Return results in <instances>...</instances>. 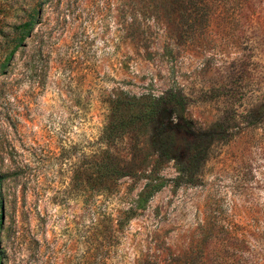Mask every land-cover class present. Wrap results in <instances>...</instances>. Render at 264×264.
I'll return each mask as SVG.
<instances>
[{
    "label": "rangeland",
    "instance_id": "rangeland-1",
    "mask_svg": "<svg viewBox=\"0 0 264 264\" xmlns=\"http://www.w3.org/2000/svg\"><path fill=\"white\" fill-rule=\"evenodd\" d=\"M249 3L205 23L207 0H0V264H264V0ZM169 92L232 135L192 170L176 112L105 130ZM105 148L128 176L82 182ZM147 177L166 180L152 197Z\"/></svg>",
    "mask_w": 264,
    "mask_h": 264
},
{
    "label": "trees",
    "instance_id": "trees-1",
    "mask_svg": "<svg viewBox=\"0 0 264 264\" xmlns=\"http://www.w3.org/2000/svg\"><path fill=\"white\" fill-rule=\"evenodd\" d=\"M219 2L224 3V5H226L228 2H231L232 4H234L236 11L239 13L244 11H250L249 0H207V7L210 11L208 12V17L205 23H209L211 20L210 18L214 17L215 11L213 10V8H217ZM37 19L38 16L31 13L28 16L27 20L16 28L17 33H15V43H17V41L19 43L24 42L25 38L29 36L30 29L32 28L33 24ZM189 101L190 100L186 96L169 92L162 96L153 98L147 108L141 110L140 112L134 111L133 113H130V115L122 114L119 119H114L113 122L109 123L108 126L105 127V130L108 132H110L111 130L115 132H125L132 125H137L140 123L149 124L150 122V124H152V121L160 117V115H162L164 111L170 110L176 112L179 115V120L183 123L185 122L186 124V133L195 135L198 141V143L196 144L197 146L192 147L188 151L186 161L184 163L185 170H192L197 165H201L207 160V157L210 153V149L216 141H227L232 135H229L228 133H225L222 130H204L197 127L194 123L189 122L185 116V109ZM161 133L163 134V132ZM161 133H158V136L161 137L160 141H153V144L158 152L159 163H167L173 160L174 156H176V149L175 146ZM93 159L96 168L95 178L94 175H90L91 177H88L87 180H82L83 176L81 173V176L77 175L79 181L82 180V182H87L88 184L91 183L93 180L94 185L105 183L117 184L118 181L128 176L126 174L125 168L121 166L119 160L117 159V157H115L110 148L101 149L100 151L96 152L93 155ZM147 178L149 181H151L147 183V189L150 190V197H152L155 193L159 192L162 188L165 187V179H162V183H152V178ZM181 179H177L176 182H180ZM1 183L2 177H0V185ZM93 192H96L95 189H93ZM147 200H144L143 203L147 202ZM130 210L132 211H128V213L131 214L133 212V209ZM1 224L2 216L0 215V225ZM91 264L96 263L93 260ZM98 264H106V261H102V263Z\"/></svg>",
    "mask_w": 264,
    "mask_h": 264
}]
</instances>
